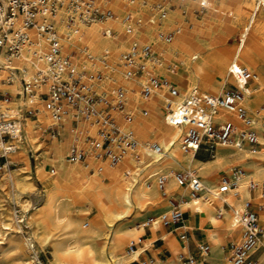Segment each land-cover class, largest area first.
<instances>
[{
	"label": "bare ground",
	"instance_id": "1",
	"mask_svg": "<svg viewBox=\"0 0 264 264\" xmlns=\"http://www.w3.org/2000/svg\"><path fill=\"white\" fill-rule=\"evenodd\" d=\"M94 1L103 9H109L111 14L105 20H95L78 33H73L64 24L61 10L51 21L65 39L63 51L71 55L75 69L88 73L96 68L101 72L102 76L96 82L98 92L103 91L111 99L115 87L125 91L131 101L128 104L133 118L126 122L117 114L116 121L122 127L129 126L137 142L115 163L99 159L92 152H88L81 161L70 162L66 159L70 147L84 144L83 133L95 134L96 125L91 121L93 118L79 116L74 126L70 116H64L61 124L57 125L59 135H50V144L46 145L38 132L43 126L53 123V119L41 100L36 98L39 108L36 117H23L17 148L8 156L11 162H24L21 167L14 169L16 183L21 190H33L35 187L29 167L31 158H34V173L45 191L42 201L32 208L29 216L35 237L40 244L51 246L52 264H133L148 250H154L155 253L160 251L159 248H152L157 237L162 239L161 248L170 252L168 264H178L177 254L187 252L186 240L185 245H180L173 235L163 230L159 222L150 225L149 236L142 239L143 229L139 227H143L145 222L130 228L121 221L136 204H154L165 210L172 204V199H176L172 192L178 197L187 194L189 197L188 187L178 185L173 175L178 168L198 170L204 181L203 199H193L195 204H192L190 197L189 200H178L184 207H192L200 212L199 221L201 228L207 230L210 247L205 258L217 256L221 264H231L228 260L229 252L222 250L223 237L233 241H239L241 237L240 227L231 224V210L239 209L244 198L251 193L247 187V175L252 176L255 183L264 180V126L257 117L259 110L264 112L261 103L264 99V78L257 69L259 64L264 63V10L255 11L254 0H234V3L232 0H182L184 3L189 2L188 8L195 1L198 6L206 7L201 18L192 17V24L187 25L181 21L179 11L182 6L179 5L176 10L171 9L168 0H161L165 8L158 7L160 2L156 4V0ZM150 9L153 13L146 15ZM127 17L132 25L131 31L126 30ZM167 30L171 32L164 33ZM27 32L31 41L45 47L44 38L33 27ZM235 32H238L236 38ZM230 37L234 42L228 44ZM134 42L148 43L157 53V60L154 64L146 63L138 82L145 81L148 74L158 75L162 89L156 88L146 100L140 98L138 87L128 82L123 75L122 55ZM5 49L6 46L0 52V93H8L10 98L3 97L1 106L24 111L29 102L28 97L22 93L21 77L32 72L34 66H39L41 62L34 58L30 46H25L17 57L5 53ZM192 57L194 60L191 61ZM173 59L174 65L168 63L165 66L168 60ZM240 67L250 71V80L254 86H249V80L243 83L237 72ZM168 73L184 81L183 88L177 86L180 96L176 101H180L182 95L192 88L217 96L227 83L236 85L242 94L241 104L256 119L255 129L263 130L259 133L262 141L258 152L247 159V152L241 153L233 147L217 145L215 156L201 161L192 151H183L180 138L186 127L171 126L165 118V93L171 84L165 78L170 77ZM9 78L12 82L6 83ZM142 106L145 112L141 111ZM157 109L163 113L162 116L157 113ZM229 114L238 121L232 117L227 121L242 128L243 124L233 112L222 111L214 116V120L228 119ZM150 143L159 145L164 153L151 152L147 148ZM46 160L57 169L47 171L44 168ZM239 163L246 172L239 178L235 189L227 191L222 197L213 196L211 191L217 186L219 173H228ZM104 168L108 174L103 171ZM159 174L167 176L164 189L166 195L162 194L157 184ZM20 175H24V178L19 179ZM253 191L256 195L252 200L261 205L259 220L263 223L264 207L259 199V186L256 185ZM223 200L231 208H224ZM76 202H88L94 210L93 219L80 221L69 216ZM157 230H160V234H155ZM130 242L141 244L128 252L125 246ZM20 258L19 252L15 264H20ZM256 264H264V253L259 256Z\"/></svg>",
	"mask_w": 264,
	"mask_h": 264
},
{
	"label": "built area",
	"instance_id": "2",
	"mask_svg": "<svg viewBox=\"0 0 264 264\" xmlns=\"http://www.w3.org/2000/svg\"><path fill=\"white\" fill-rule=\"evenodd\" d=\"M201 5H203L202 1ZM254 5L255 11L264 10V0H254ZM60 10L64 24L73 33H78L95 20H105L111 14L109 9H103L94 0H0V52L6 46L5 53L17 57L25 46H30L34 58L41 62L39 66H34L32 72H27L21 77L22 93L28 97L29 102L24 111L8 106L2 107L1 99L10 97L8 93L5 95L0 93V157L6 158L8 154L16 150L17 141L20 138L21 121L24 116L36 117L39 110L37 99H39L53 119V123L42 130L43 133L48 131L50 135L58 136L57 125L61 124L66 115L70 116V122L74 126L77 125L79 116L93 118L91 121L96 125L95 134L87 132L83 137L84 145H72L66 154L68 161H81L88 152H92L99 159L115 163L127 149L134 147L137 141L133 130L129 126H120L111 110L116 111L126 122L133 118V112L127 105L125 91L121 87L112 90L109 100L105 95L96 94L91 88L93 82H87L83 78L84 72H78L75 69L71 55L63 51L65 39L51 21V18ZM128 19L129 17L126 20V30L131 31L132 25ZM31 27L44 38L45 47L31 41L27 32ZM169 38L170 34H168ZM156 60L157 53L150 44L134 42L122 55L123 75L126 78L139 77L144 73L146 63L154 64ZM237 72L244 84L251 79L249 70L240 67ZM101 76V72L97 70L95 77L91 76L90 80ZM5 82L11 83L12 80L9 78ZM156 88L162 89L161 80L158 75L148 74L146 80L140 82V98L146 100ZM166 91L165 118L167 122L171 126L186 127L185 133L180 138L183 151H192L194 154L203 151L213 157L216 146L222 145L247 151L250 154L258 152L260 141L259 133L254 127L256 119L241 104L242 94L236 87L223 89L217 96L201 93L196 88H192L182 95L180 101H176L180 92L175 85L171 83ZM100 104L104 106L98 107ZM141 111H146L143 106ZM222 111L235 113L243 127L237 128L227 120H214V116ZM262 126H264V117ZM147 148L156 154L164 153V150L156 143H150ZM244 173L245 170L241 166H234L228 173L224 172L219 176L217 186L211 194L222 197L227 191L234 190ZM173 177L178 185L188 187L189 197L192 200L203 199L204 185L195 170L176 172ZM166 180V175H158L157 184L163 195H166L164 190ZM246 182L250 192L256 185L259 186L260 198H264V180L255 183L253 177L247 175ZM192 202V204L196 203L194 200ZM222 206L231 208L225 200ZM260 208L259 203L245 198L239 209H232V223L240 227L241 237L239 241L229 243L227 251L231 264H256L257 258L253 255L263 246L264 240V228L259 221ZM184 220V210L181 209L179 200L172 199V204L165 211L157 218H148L143 226L148 227L154 222H159L164 228L178 227L184 226ZM25 221V215L19 213L18 223L23 234L24 245L27 251L38 260L36 241ZM180 237L183 238L184 233ZM136 244L130 242L127 245V251L132 252ZM209 251L208 244L199 243L197 255L178 253L177 262L201 264ZM133 263L150 264V260L141 258L134 260Z\"/></svg>",
	"mask_w": 264,
	"mask_h": 264
},
{
	"label": "rangeland",
	"instance_id": "3",
	"mask_svg": "<svg viewBox=\"0 0 264 264\" xmlns=\"http://www.w3.org/2000/svg\"><path fill=\"white\" fill-rule=\"evenodd\" d=\"M168 1H170L171 3H174V7H171V9L176 10L179 5L182 6L180 11H179L180 16H181V21L187 25L192 24V17L194 19H199L202 17L203 12L206 11V9H201L198 6L196 1L189 8H188L189 2H187V1L185 3L182 2V0H168ZM155 2H156V4L160 2V4L157 5L158 7H161V8L166 7L165 4H163L161 2V0H156ZM151 13H153L152 9L148 10L146 15H150ZM185 22H188V23H185ZM168 32H169V30H167L164 33H168ZM237 36H238V32H235L234 37L236 38ZM233 42H234V39L232 37H230L228 44H231ZM158 50H159V48H158ZM159 54H160V50H159ZM168 63H169V65H174L175 59L168 60L165 63V66H167ZM258 69L261 72L262 77L264 78V63L260 64L258 66ZM97 70L98 69L95 68V70H93L92 72H88V73L84 71V73H83L84 77L83 78L87 82H93L94 81L91 88L96 94L105 95V93L103 91H100L101 93L97 91V87H96L97 79L93 78L92 80H90L91 76L95 77ZM168 74L170 77H165L166 79L173 80V81L177 82L178 84H176V87L178 85H180L181 88H183V83H184L183 81L181 82L178 79L173 78L172 74H170V73H168ZM126 80L128 82L133 83L140 90V83L138 82V81H140V79L138 77L126 78ZM173 85H174V83H173ZM249 86H254L252 81H249ZM229 88H235V86L227 83L223 87V89H229ZM201 93H204V92H201ZM165 95H167V93H165ZM125 98L127 100V103H131V101H129V99L127 98L126 94H125ZM109 100H110V98H109ZM261 103L264 106V99L262 100ZM127 105L129 106V104H127ZM103 106L104 105H102V104L98 105V107H103ZM18 107H22V106H18ZM18 107H17V109H18ZM23 108H25V107H23ZM259 112H260L259 115L258 116L256 115V116L258 117L259 121L262 122V119L264 117V112H262L260 110H259ZM111 113L113 116L115 115L114 117L116 120V116L118 113L114 110H111ZM162 114L163 113L161 112L160 116H162ZM46 127L47 126H43V129H45ZM43 129L39 130L38 134L40 135L41 140H43L46 145H49L50 144L49 143L50 134L48 133V131L43 133L42 132ZM89 133L94 135V133H92V132H89ZM84 135H85V133L82 134V139H83ZM259 141H262V140L259 139ZM238 151H240L241 153L247 152V151H241V150H238ZM247 153L249 154L247 156V159H249V157L251 155H254V154H250L249 152H247ZM30 155H32V151L30 152ZM8 156H9V154L7 155L6 158L0 157V264H15V257H16V254H19V252L21 253V258L19 260L20 264H26V262H28L27 264H52L51 263V260H52V254H51L52 248H51V246L50 245H42L38 242V240L34 234L33 226L29 222V216H30V212L32 211V208L37 206L42 201L44 194H45V191H44L42 184L37 180L35 173H34V165H33L34 164V158L33 157L31 158L29 167H30L31 181H32V183H34L35 187L33 188V190L32 189L21 190L20 187H18V185L16 183L17 175L14 172V169L21 167L24 164V162L21 160L16 161V162H11ZM195 156H196V158H198L202 161H206V160H209L212 158L209 154H206L203 151L196 153ZM263 162H264V158H263ZM235 166L243 167L242 164H237ZM44 168L48 171V170L53 169V166L51 165L50 161L46 160L44 163ZM54 168L57 169L56 166H54ZM243 169H245V168L243 167ZM184 171H186V169L184 170V169L178 168V170H177V172H184ZM248 171H249V169H248ZM195 173L198 174V170H195ZM223 173H224V171H221L219 173V176L222 175ZM18 178L23 179L24 175H20V176H18ZM58 180L61 181L60 179H58ZM14 181H15L16 185L14 184ZM175 200H178V199L176 198ZM262 202H263L262 207H264V200H262ZM179 204H180L181 209L184 210L185 209L184 206L180 202H179ZM225 208L229 209L227 207H225ZM165 210L157 208V206L154 204H151L148 206H142L140 204H136L121 222L125 226L133 228L137 225H141V223L145 222L150 217L157 218ZM17 211H19V213H21V214H24L26 217L25 223L28 226L29 232L33 235V237L36 241L38 257H39L38 260H36V258L33 257V255L27 251V249L24 245V240L22 237L23 234L21 232V229H20L19 223H18L19 213H17ZM93 214H94V210L88 202H76L74 207H72L71 210L69 211V216L71 215V217L73 216L72 218H74L76 220H80V221L93 219ZM260 217H261V214L259 211V218ZM260 223H261V221H260ZM116 224H118V222ZM261 225L264 228V222L261 223ZM139 228H142V229L144 228L142 230L144 234L141 235L142 239L149 236V233H150L149 226L148 227H144V226L142 227V225H141ZM164 231H165V229H164ZM159 232H160V230H157V231H155V234H158ZM231 241L235 242L233 240H231ZM102 242L104 243V240H102ZM140 244H141V242H137L136 247H137V245H140ZM161 244H162L161 241H153L152 248L153 249L159 248L160 251L158 253H155L156 251H154V250H148V251H146V253L144 255H140L141 256L140 259L144 258V259L150 260V264H152V262L153 263L160 262L161 264H168L169 263V257L171 256L170 252L165 248H161ZM127 245L125 246V249H127ZM228 246H229V243H226L222 247L223 250L227 251ZM182 253L184 255H195V254L197 255L196 244H194L192 246L190 252L187 251L185 253L184 252H182ZM263 253H264V245L262 247H260L253 256L258 259V257L261 256ZM219 261L220 260H217V259H214V260L211 259V262H213L214 264L220 263ZM133 264H135V263H133Z\"/></svg>",
	"mask_w": 264,
	"mask_h": 264
},
{
	"label": "crops",
	"instance_id": "4",
	"mask_svg": "<svg viewBox=\"0 0 264 264\" xmlns=\"http://www.w3.org/2000/svg\"><path fill=\"white\" fill-rule=\"evenodd\" d=\"M231 2H233L234 3V0H232ZM168 6L171 8V7H174V3H171L170 1H169V3H168ZM200 7V6H199ZM201 9H206V7H200ZM170 32V31H169ZM194 57V56H193ZM192 57V58H193ZM192 60H194V59H191V61ZM260 65V64H259ZM258 65V66H259ZM258 66H257V69H258ZM259 70V69H258ZM260 72V71H259ZM261 73V72H260ZM178 80L179 81H183V80H181L180 78H178ZM249 81H251L250 79H249ZM169 82L170 83H174V85L176 86V84H178L177 82H175V81H173V80H169ZM184 82V81H183ZM232 85H234V84H232ZM235 87H236V85H234ZM177 88V87H176ZM223 89V88H222ZM10 95V94H9ZM244 105V104H243ZM244 107L247 109V111L249 112V113H251L252 115H253V113L244 105ZM157 113L159 114V115H161V112H160V110L159 109H157ZM229 117L230 118H228V119H222V120H231V117L234 119V120H236V118L232 115V114H229ZM217 121H219V120H217ZM236 121H238V120H236ZM257 131H258V133H261V128L258 130V129H256ZM60 137V136H59ZM228 148H232V147H228ZM233 149H236V148H233ZM237 150V149H236ZM216 151H217V147H216V149H215V154H216ZM200 151H198L197 153H199ZM215 154H214V156H215ZM196 157V156H195ZM213 158V157H212ZM251 158V156L249 157V159ZM200 160V159H199ZM202 161V160H201ZM207 161V160H206ZM240 164V163H239ZM235 165H237V164H235ZM234 165V166H235ZM233 166V167H234ZM243 168V167H242ZM177 170L178 169H176L175 170V173L177 172ZM245 170V169H244ZM103 171L106 173V174H108L109 172H108V170L106 169V168H104L103 169ZM224 172H227V171H224ZM246 172V171H245ZM200 175V174H199ZM108 176V175H107ZM219 176V175H218ZM200 177H201V179H202V176L200 175ZM202 181H203V179H202ZM204 182V181H203ZM172 194L175 196L174 198H177V199H188L189 200V197H188V194L185 196V197H178L175 193H173L172 192ZM256 194H255V192L253 191V192H251V193H249V198H254V196H255ZM248 197H245V198H248ZM244 198V199H245ZM259 199L260 200H264V198H260L259 197ZM253 201V200H252ZM254 202H256V201H254ZM258 203V202H257ZM185 209H184V226H178V227H168V228H164V227H162V228H164L165 229V232H167L168 234H171V235H173L174 236V238L178 241V243L180 244V245H185V241L184 240H186V247H187V251L188 252H190V250H191V248H192V246L194 245V244H196V246L199 244V243H204V244H208L209 245V242H208V233H207V230H205V229H202L201 228V223H200V221H199V214H200V212H195L194 210H196V209H192V207H188V206H186V207H184ZM259 212V211H258ZM231 214H232V210H231ZM231 224H232V216H231ZM150 227V226H149ZM204 228H207V225H204L203 226ZM144 229V228H143ZM163 229V230H164ZM182 233H184V237L183 238H181L180 237V235L182 234ZM144 233H142V235H143ZM158 234H160V232L158 233ZM160 237H157V239H155L154 241H161L162 242V239L160 238ZM231 242V240H228V237H226V236H224L223 237V243H222V245L224 246L226 243H230ZM263 244V243H262ZM264 245V244H263ZM161 246H162V244H161ZM222 246V247H223ZM216 249H218V247L216 248ZM222 250H223V248H222ZM223 251H225V250H223ZM210 252V251H209ZM226 252H228V251H226ZM196 255V254H195ZM259 258V257H258ZM211 259H217V260H219L218 258H217V256H212V257H210V258H205V261L204 262H201V264H214L213 262H211ZM220 262V264H221V260L219 261ZM257 263H258V259H257ZM215 264H217V263H215Z\"/></svg>",
	"mask_w": 264,
	"mask_h": 264
},
{
	"label": "snow or ice",
	"instance_id": "5",
	"mask_svg": "<svg viewBox=\"0 0 264 264\" xmlns=\"http://www.w3.org/2000/svg\"><path fill=\"white\" fill-rule=\"evenodd\" d=\"M237 71H238V69H237Z\"/></svg>",
	"mask_w": 264,
	"mask_h": 264
}]
</instances>
